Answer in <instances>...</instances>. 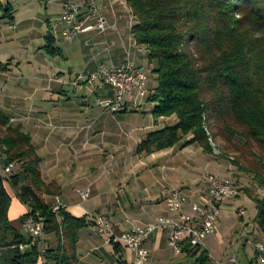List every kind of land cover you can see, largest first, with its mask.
Returning <instances> with one entry per match:
<instances>
[{"label": "crops", "instance_id": "0c3cea01", "mask_svg": "<svg viewBox=\"0 0 264 264\" xmlns=\"http://www.w3.org/2000/svg\"><path fill=\"white\" fill-rule=\"evenodd\" d=\"M64 1L50 2L59 13L57 18L47 21V26L51 28L45 36V42L48 35L54 38L55 44L61 37L63 41L72 43L65 45L63 50L58 48L63 54L66 52L67 60H72L71 56L78 53L79 58L84 59L83 65H76L75 72L72 68L69 70V76H75L72 84L75 85L78 76L87 78L101 66L133 63L152 73L148 84L151 94L157 87V76L153 73L156 66L149 63L148 51L137 46L133 39L131 29L135 25V19L127 0H96L107 20L108 29L104 33L78 34L71 41L63 38L66 27L59 24ZM3 4L11 7L13 20L4 19L0 10V49L4 51L0 55V66L8 68L7 72L0 74V110L12 127L20 128L31 137L42 161L43 180L46 183L55 182L62 189L60 196H47L45 201L51 206L57 197L68 214L86 221L77 245L80 264H133L135 256L132 251L123 245L108 244L106 237L98 233L96 218L102 216L109 219L114 235L121 236L134 225L144 226L158 218L169 216L165 203L175 190L182 191L193 201H199L200 193L206 188V177L209 174L222 175L219 173L221 170L225 173V166L217 164L212 155L205 154L197 145L183 147V142L169 150L138 155V146L149 134L166 126H175L178 120L171 117L156 121L153 116L156 105L149 102L148 105L145 100L142 101L139 113L107 111L102 102L115 97L114 90L109 86L91 87L92 90L84 83L80 86L88 89L83 92L85 97H96L98 114L95 110H88L93 115L85 117V110L74 109L71 104H50L49 102L60 103V96L63 97L68 92L66 84L62 82L64 73L60 71L53 77L46 76L45 85L40 84L33 89L29 87L21 65L33 38H20V30L35 32L43 20L31 6L17 10L14 0H4ZM79 47L81 50H78ZM37 75L35 72L34 77L43 81L42 74ZM60 91L65 94L62 95ZM140 113L144 115L143 120L136 118ZM168 151L171 153L167 154ZM200 170L201 173H198ZM182 173L191 176L190 183L184 181ZM106 174L108 178H105ZM127 177L133 183L128 186L125 194H121V183L118 181H126ZM145 178L152 180L151 189L144 185ZM0 179L4 180L12 200L9 209L11 225L29 238L22 225V217L28 212V207L19 200L16 191L9 184L2 163ZM107 186L111 188V194L106 192ZM86 191L90 192V197L83 201L81 193ZM185 211L191 213L189 208ZM217 226L216 232L202 247L209 253L212 264H259L254 248L252 249L261 238L257 231L242 234L237 254L230 255L228 249L232 248V243L226 245L224 241L229 234L219 233ZM168 235V230H162L149 238L146 243L149 251L147 264H192L193 261L186 254L177 256L176 262L165 255L169 247ZM33 245H37L45 254L47 251L57 250L59 240L55 235H46L43 241L32 242L31 246ZM113 245L118 247L117 251ZM21 247V250L30 248ZM44 254L40 255L37 264H55Z\"/></svg>", "mask_w": 264, "mask_h": 264}, {"label": "trees", "instance_id": "16d2710c", "mask_svg": "<svg viewBox=\"0 0 264 264\" xmlns=\"http://www.w3.org/2000/svg\"><path fill=\"white\" fill-rule=\"evenodd\" d=\"M3 2L4 19L12 21V9ZM127 4L135 19L133 39L156 66L157 87L148 98L156 105L154 119L178 120L175 126L149 134L138 146V155L182 142L183 147L197 145L213 155L210 131L215 140L228 145L226 152L235 155L234 166L264 188V0H127ZM54 44L48 35L43 49L61 55ZM7 71V66H0V74ZM0 154L4 167L16 166L8 182L28 207L22 223L40 216L44 235L59 240L57 250L44 254L37 245L31 246L32 238L12 227V200L0 179V264H37L42 254L55 264H80L77 245L86 221L65 210L52 212L45 197L60 196L62 189L43 180L42 161L31 137L12 127L1 110ZM252 200L255 224L264 236V198ZM184 254L192 264H212L203 248H185Z\"/></svg>", "mask_w": 264, "mask_h": 264}, {"label": "built area", "instance_id": "2783aa9c", "mask_svg": "<svg viewBox=\"0 0 264 264\" xmlns=\"http://www.w3.org/2000/svg\"><path fill=\"white\" fill-rule=\"evenodd\" d=\"M59 24L66 27L62 36L68 41L78 34L104 33L108 29L107 20L96 0H65ZM85 82L90 86H109L114 90L115 97L102 102L103 108L112 113L138 112L141 110L142 101L148 100L150 95L149 76H145L144 70L133 63L101 66L86 78ZM3 162V155H0V163ZM15 168L14 163L4 167L7 179L14 173ZM205 185L206 188L200 193L199 201H193L182 191H173L165 203L169 216L158 218L144 226L134 225L121 236H115L111 230L112 224L102 217H97L95 220L96 230L106 237L108 244L123 245L132 251L135 256L133 264L148 263L149 251L146 243L154 233L162 230L169 231L168 245L175 256L184 254L185 248H202L206 240L216 232L222 204L235 199L234 190L239 189L229 175L209 174L205 179ZM89 197V191L81 193L83 201L88 200ZM50 207L56 209L57 215L65 210L59 198ZM186 208H189L191 213H186ZM238 214L244 216L245 210L239 209ZM39 219L40 216H30L22 224L24 231L33 242H40L45 238V235L40 234ZM254 250L257 262L264 264V250L256 246V243Z\"/></svg>", "mask_w": 264, "mask_h": 264}, {"label": "rangeland", "instance_id": "374dc122", "mask_svg": "<svg viewBox=\"0 0 264 264\" xmlns=\"http://www.w3.org/2000/svg\"><path fill=\"white\" fill-rule=\"evenodd\" d=\"M44 1V2H43ZM40 1H33V0H14V6L15 9L21 10L24 6H31L32 9H36L37 15L43 20L42 21V28L38 24L37 29L35 30H20V38H24L27 40L32 39L31 46H28L27 52L22 60V70L23 73L27 76V83L30 88H35L37 86H40V84L43 86L45 85L46 81L44 80L46 76L53 77L58 72H63V80L62 82L66 84V91H68L66 94L65 92H61L62 95L65 94V96H60L61 102H49L53 105L61 106L63 104H71V107L78 110H85L84 113L85 117L88 115H93L92 112H88L91 110H95L96 114L99 113V107H98V101L96 100V97L94 95H91V97H85L84 91L88 89H84V87H80L82 83L87 85L90 90H92L91 87L96 88L97 85H88L87 82H85L84 77L78 76L76 78L73 85V81L75 79V76H69V70L72 68L74 72L76 71V65L80 63V65L84 63V59L79 58V53L75 56H71L72 60H67L66 52L64 51V54L61 53V55L52 56L45 52L43 47H45V36L47 35L49 29L51 27L47 26V21L50 18H57V15L59 13V10L57 8H53L51 5V0H43ZM41 3V4H40ZM54 24V23H53ZM35 37V38H34ZM72 44L67 43L63 41L61 37L58 38L57 43L54 44L56 48L65 49L64 46ZM78 50H81V47L78 48ZM4 51L0 49V55H3ZM64 55V56H63ZM74 60V61H73ZM80 61V62H78ZM75 67V68H73ZM40 75L42 74L43 81L40 80V78H35L34 74ZM146 72V71H145ZM148 76H150V72H146ZM37 75V76H38ZM57 77V76H56ZM82 78V79H80ZM88 78V77H87ZM53 86V85H52ZM50 95V94H49ZM39 96V94H38ZM150 96V95H149ZM145 103L148 104V101L145 100ZM149 105V104H148ZM53 108V107H51ZM150 108V107H149ZM126 112H132V113H139L140 111H126ZM123 113V112H120ZM138 118L139 120H143L144 116L143 113H140ZM147 120V118L145 119ZM210 144L214 150V154L212 155V158L217 162V164H223L225 173L221 170L222 175L218 176H226L229 175L231 179L236 183L237 187L239 188V196H237L235 199L227 201L222 204L220 208V221L219 224L217 223L218 232L221 234H229L225 238L226 245L228 243H232V248L228 249V252L230 255H236L239 249V240L241 238L242 234H251V231L255 233L257 231V234L261 235L260 241L264 244V236L260 232V230L255 225V218L257 215V209L256 205L252 200L253 197H259L264 198V188L260 187L258 183L254 180L253 175L245 174L238 170L237 167L234 166L233 160L235 158V155L232 153L226 152V149L228 145L226 143H223L222 141L215 140L213 138V134L210 133ZM204 152V151H203ZM171 151H168L167 154H170ZM205 153V152H204ZM206 154V153H205ZM159 174V171H157ZM156 173V172H155ZM201 173V170L198 172ZM182 177L184 178V181L191 182V176L188 173H182ZM108 178L107 174L106 177ZM134 180V178H133ZM120 181V182H119ZM118 183H121V194H125V191H127L128 186L133 183L130 177H127V180H119ZM150 182V184H149ZM144 185L147 188L151 189L152 180L144 179L143 180ZM162 183V182H161ZM151 185V186H150ZM111 188L107 186L106 192L111 194ZM245 210V215L240 216L238 214L239 209ZM127 209V208H126ZM102 217V216H101ZM104 219H107L105 217H102ZM243 220H242V219ZM110 223L111 221L107 219ZM133 227V226H132ZM131 227V228H132ZM46 236V235H45ZM226 247V246H225ZM168 251L165 253L167 257L174 259V262H176L175 256L173 252L170 250L169 247H167ZM250 248V247H249ZM254 246H252V249ZM254 253L255 250L253 249ZM178 262V261H177ZM260 264V263H259Z\"/></svg>", "mask_w": 264, "mask_h": 264}, {"label": "bare ground", "instance_id": "6f19581e", "mask_svg": "<svg viewBox=\"0 0 264 264\" xmlns=\"http://www.w3.org/2000/svg\"><path fill=\"white\" fill-rule=\"evenodd\" d=\"M144 74H145V76H148V74L145 71H144ZM238 195H239V190L238 189L237 190H234V198H236ZM56 199H57V197L55 198V200ZM51 210H52L53 213L56 214V209H54V208L51 207ZM39 228H40V234L44 235V231H43V220H42V218L39 219ZM256 246H260V248H262L264 250V244L263 243H261V242L258 243L257 242L256 243Z\"/></svg>", "mask_w": 264, "mask_h": 264}]
</instances>
